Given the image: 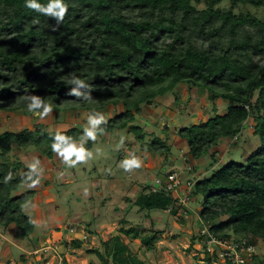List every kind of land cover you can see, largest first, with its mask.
I'll list each match as a JSON object with an SVG mask.
<instances>
[{
  "label": "trees",
  "instance_id": "trees-1",
  "mask_svg": "<svg viewBox=\"0 0 264 264\" xmlns=\"http://www.w3.org/2000/svg\"><path fill=\"white\" fill-rule=\"evenodd\" d=\"M224 1L229 3L227 8L220 7ZM66 2L68 11L57 24L54 17L25 8L24 0H0V110L27 113L33 96L51 103L58 114L112 106L113 116L97 126V133L127 130L143 142L144 131L134 121L144 105L180 84L202 87L210 103L221 99L227 107L220 115L177 130L190 158L207 156L206 170L213 168L219 143L234 145L243 129L257 136L259 145L243 162L229 161L209 177L195 180L191 199L194 194L202 198L198 240L201 243L200 232L207 229L219 241L264 242V20L234 11L237 6L264 10V0ZM200 3L204 8H197ZM74 77L85 79L89 88L70 83ZM72 88L81 95H71ZM83 130L71 127L55 132L36 126L0 134L1 227L14 226L24 237L35 229L24 209L37 194L38 183L31 186V180L39 176L33 171L30 180L29 167L11 161V152L35 148L51 160L56 133L79 143ZM142 148L170 151L164 143L158 146L156 139ZM23 186L27 189L20 191ZM133 204L140 212L171 215L181 207L175 195L152 187L142 188ZM161 234H149L138 226L122 228L102 241L94 254L102 264H144L124 239L138 240L143 252H150ZM72 244L80 248L82 242L76 239ZM201 248L204 251L205 245ZM206 261L212 262L208 256Z\"/></svg>",
  "mask_w": 264,
  "mask_h": 264
},
{
  "label": "rangeland",
  "instance_id": "rangeland-1",
  "mask_svg": "<svg viewBox=\"0 0 264 264\" xmlns=\"http://www.w3.org/2000/svg\"><path fill=\"white\" fill-rule=\"evenodd\" d=\"M228 6L227 1L220 4L221 8ZM197 8H204V3L198 4ZM234 11L249 12L264 20V10L261 9L237 6ZM207 99L206 89L180 84L164 97L144 105L143 113L136 117L134 125L144 131L143 142L127 130L97 133L95 140H88L89 148L84 143L92 156L73 166L66 164L57 153L48 160L35 148L14 149L9 155L10 160L23 161L28 167L35 163V172L39 176L37 194L24 209V213L32 218L35 229L32 235L24 237L14 226H0V237L5 235L7 241L0 249V264H53L56 253L49 247L63 257L65 264H102L94 254V250L101 247V242L118 235L122 228L137 226L149 234L162 232L150 252H143L138 240L130 242L124 239L144 264H207V256L198 240L202 226L198 219L201 196L194 194L192 199L191 195L187 199L179 198L184 202L174 215L157 210L140 212L133 204L142 188H151L156 179L165 181L168 174L175 173L183 185L186 180L207 178L229 161L243 162L245 156L259 145V138L249 129H243L234 145L224 141L219 143L216 154L218 162L213 168L206 170L210 161L207 156L194 162L185 153L187 147L184 149L179 142H173V138L177 129L204 122L225 112L227 103L221 99L211 102L207 108L199 109L198 103ZM93 111L101 113L104 121L113 116L112 106L59 114L52 110L43 117L29 110L27 113L0 110V134L33 130L36 126L55 132L71 127L84 129L88 115ZM174 127L175 131L172 129ZM153 139H156L158 146L159 143L168 146L169 154L142 148L143 143L149 144ZM130 155L140 158L141 166L125 171L120 163ZM191 167L193 170H190ZM26 189L23 186L20 191ZM181 191H176L179 197H182ZM123 221L126 223L122 224ZM77 227L79 230L75 229ZM82 236L86 239L83 240ZM77 238L82 242L80 248H74L72 244V240ZM0 242L1 246L4 243L2 238ZM255 243L256 252L264 261V242L257 240ZM43 245L47 251L41 250Z\"/></svg>",
  "mask_w": 264,
  "mask_h": 264
},
{
  "label": "clouds",
  "instance_id": "clouds-1",
  "mask_svg": "<svg viewBox=\"0 0 264 264\" xmlns=\"http://www.w3.org/2000/svg\"><path fill=\"white\" fill-rule=\"evenodd\" d=\"M24 7L34 10L44 16L54 17L57 24H59L65 13L68 11V4L66 0H48L46 4L39 2V0H24ZM70 83L82 88H89V84L83 78H73ZM70 94L79 97L81 94L77 88L70 89ZM27 108L30 112H36L40 116H45L52 111L53 105L51 103H45L39 97L33 96L31 102L27 103ZM104 117L99 112H91L87 118V126L83 130V134L79 143L72 142L70 137H66L61 133H56L53 137V143L51 145L52 150L63 158L64 162L69 166L75 165L77 162H84L92 156V152L86 150L84 147L85 141L95 140L97 136V126L103 123ZM103 132V129H99ZM123 141H121L122 143ZM36 163H39L36 161ZM120 166L129 171L139 168L141 166L140 158L135 155H130L121 161ZM30 172L28 178L31 180V172L35 171V163L29 165ZM8 178H11L9 174ZM39 183L38 179L31 180V186Z\"/></svg>",
  "mask_w": 264,
  "mask_h": 264
},
{
  "label": "built area",
  "instance_id": "built-area-1",
  "mask_svg": "<svg viewBox=\"0 0 264 264\" xmlns=\"http://www.w3.org/2000/svg\"><path fill=\"white\" fill-rule=\"evenodd\" d=\"M194 183L195 180H186L185 184L182 185L179 177L175 173H170L166 176L165 181L156 179L155 185H153L152 188L153 191L155 189L163 190L171 194H175L178 189L182 190V197H179L177 193L175 195L178 199V203L181 205L184 200L179 198L187 199ZM70 232H72V230H70ZM200 236L202 237L201 243L205 245L204 252L211 258L213 264H249L251 258L255 255V249L250 242V238H230L227 241H219L213 238L207 232V229H203L200 232ZM77 239L79 240V238ZM82 239L85 240L86 237L82 236ZM44 248L45 245H43L41 250L47 251V248ZM48 249L56 253V255L53 256V264L64 263L63 257H61L55 249L50 247Z\"/></svg>",
  "mask_w": 264,
  "mask_h": 264
},
{
  "label": "crops",
  "instance_id": "crops-1",
  "mask_svg": "<svg viewBox=\"0 0 264 264\" xmlns=\"http://www.w3.org/2000/svg\"><path fill=\"white\" fill-rule=\"evenodd\" d=\"M210 106V102L208 101V99L207 100H205V101H201V103H198V107H199V109H201V108H207V107H209ZM171 114V116L173 115V113L171 112L170 113ZM197 117H199V116H196L195 118H197ZM199 119L201 120V119H203V118H201V117H199ZM198 119V120H199ZM200 122V121H199ZM199 122H196V123H194V124H197V123H199ZM174 131L176 130V127H174V128H172ZM178 130V129H177ZM177 130L175 131V134H176V132H177ZM174 140H173V142H179V144H180V146H184V149L187 147V145H186V142L184 141V140H180V138H178L176 135L174 136V138H173ZM187 150L185 151V153L186 154H188V147L186 148ZM189 155V154H188ZM194 161V160H193ZM196 161H200V160H195L194 162H196ZM23 162V161H22ZM161 162V161H160ZM171 164H173V163H171ZM147 166H149V164L147 165ZM190 170H193V167H191V169ZM155 173H157V171L155 170ZM194 180V179H193ZM0 238H2L3 239V241H4V243L0 246V249L2 248V246L4 245V244H6V240H5V235L4 236H2V237H0ZM6 241V242H5ZM255 242H257V239H253L252 241H251V244L254 246V249H255V245L257 244V243H255ZM1 243V242H0ZM0 252H1V250H0ZM264 263V261H262V259H261V257H260V254L259 253H257L256 252V249H255V255L251 258V260H250V262H249V264H260V263Z\"/></svg>",
  "mask_w": 264,
  "mask_h": 264
}]
</instances>
